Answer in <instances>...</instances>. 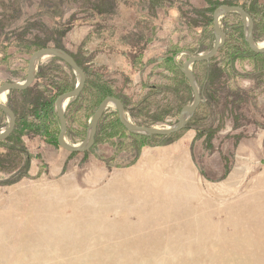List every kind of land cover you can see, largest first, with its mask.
<instances>
[{"label":"rangeland","instance_id":"1","mask_svg":"<svg viewBox=\"0 0 264 264\" xmlns=\"http://www.w3.org/2000/svg\"><path fill=\"white\" fill-rule=\"evenodd\" d=\"M221 5L243 8L264 43V0H0V86L22 83L31 54L59 39L89 83L67 143L84 141L101 93L134 125L172 127L193 100L178 71L212 48ZM219 24L214 68L191 67L204 101L168 137L130 135L109 107L86 152L59 148L54 100L78 76L54 58L5 95L48 136L20 125L0 141V264H264V55H247L238 14Z\"/></svg>","mask_w":264,"mask_h":264},{"label":"water","instance_id":"2","mask_svg":"<svg viewBox=\"0 0 264 264\" xmlns=\"http://www.w3.org/2000/svg\"><path fill=\"white\" fill-rule=\"evenodd\" d=\"M230 13H236L240 16L244 34V41L248 46L249 50L254 54L264 55V45L260 47L254 43L252 33L253 23L248 14L242 8L237 6L221 5L217 7L212 14V31L214 37L212 48L207 53L188 57V59L182 64L181 71L191 90L193 100L189 105L184 106L180 110L177 122L172 127L161 129L156 127H144L134 125L126 118L123 104L116 98L109 97L104 99L99 104L92 118L90 119L89 126L87 129V135L84 141L79 145H70L69 143H67L65 139V133L67 129L65 110L72 100H75L80 96L83 91L86 80L83 71L74 61V59L66 52L57 48H43L33 52L27 62L25 80L22 83L2 84L0 86V95H7L10 92H23L27 90L29 87H31L35 80L37 63L44 58H54L64 63L78 76V82L75 85L74 89L59 95L54 102V111L59 123V132L56 139V143L59 148L68 153L86 152L90 147L93 146L97 124L103 116V113L109 107H113L115 109L120 125L128 133L147 137H168L174 133L181 131L186 126L189 118L194 114L197 107L203 102L191 67L195 64L209 62L217 55L218 51L224 46L225 34L220 28L219 20L224 15ZM0 111L6 117L8 123L6 129L0 132V141H4L11 135L14 130L15 115L13 111L3 102H0Z\"/></svg>","mask_w":264,"mask_h":264},{"label":"trees","instance_id":"3","mask_svg":"<svg viewBox=\"0 0 264 264\" xmlns=\"http://www.w3.org/2000/svg\"><path fill=\"white\" fill-rule=\"evenodd\" d=\"M118 4H120V3H118ZM117 8H118V6H117ZM241 8V7H240ZM54 9H56V7H54ZM243 9V8H242ZM244 10V9H243ZM245 11V10H244ZM16 13H18V15L20 14V12L18 11V9H14V14L16 15ZM17 16V15H16ZM10 17H11V15H10ZM9 17V18H10ZM12 17L14 18V16H13V14H12ZM72 21H73V19H72ZM75 22H80V23H84V20H83V18H80V19H76L73 23H75ZM211 23H212V21H211ZM253 33V32H252ZM20 37H21V35H20ZM253 39H254V36H253ZM54 42H57V44L56 43H54ZM54 42L53 41H51V43H52V46H50V48H59V42H60V40L59 39H56V41L54 40ZM244 43H245V41H244ZM245 45H246V43H245ZM247 46V45H246ZM224 47V46H223ZM222 47V48H223ZM43 48H49V47H46V46H43V47H41L40 49H43ZM221 48V49H222ZM247 48H248V46H247ZM40 49H38V50H40ZM220 49V50H221ZM249 49V48H248ZM218 51V52H221V51ZM37 51V50H36ZM247 55H250V56H259L260 54H254V53H252L250 50L247 52ZM78 64V63H77ZM208 64V65H207ZM195 65H199V66H203V67H209V68H214V66H215V63L212 61V60H210L209 62H206V63H201V64H195ZM195 65H193V66H195ZM78 66L81 68V70L84 72V70H83V67H81L79 64H78ZM192 66V67H193ZM205 68V69H206ZM216 69H213V71H215ZM193 72V71H192ZM178 73H179V82L183 85V87L185 88H189V86H188V83H187V81H186V79H185V77L183 76V74H182V71H181V69H180V71H178ZM85 74V73H84ZM193 75H194V72H193ZM194 78H195V81H196V83H197V85H198V80H197V77H196V75H194ZM185 84V85H184ZM88 86H89V83H88V81H87V78H86V82H85V85H84V88H83V92H82V95L85 93V92H87V88H88ZM199 87V86H198ZM205 88V89H204ZM204 88H203V91H204V93L206 92L207 93V90H208V88H209V84H208V82H207V84H206V86H204ZM28 90V89H27ZM27 90H25V91H23L24 93H26L27 92ZM73 90V89H72ZM189 90H190V88H189ZM191 91V90H190ZM23 92H10V93H23ZM201 92V91H200ZM9 93V94H10ZM240 93H242L243 94V92L242 91H240ZM61 95V94H60ZM81 95V94H80ZM82 95L81 96H79L77 99H75V100H72L69 104H68V106L66 107V110H65V118H66V121H67V115H68V113L70 112L71 113V110L73 109V106L75 105V104H77L80 100H81V98H82ZM59 96V95H58ZM57 96V97H58ZM106 95H104L103 93H101V94H99L98 96H97V98H96V100H98V99H100V100H98V105H97V107L99 106V104L104 100V99H106V98H109V97H105ZM201 96H202V93H201ZM56 97V98H57ZM56 98H55V100H56ZM114 98V97H113ZM55 100H54V102H55ZM117 100H119V99H117ZM202 100H203V96H202ZM120 101V100H119ZM204 101V100H203ZM121 102V101H120ZM82 103V102H81ZM122 103V102H121ZM203 103V102H202ZM43 104H44V102L40 105V106H42V107H40L39 109H42V108H47V114H49V109H50V107H49V104H48V107H47V104H45L44 105V107H43ZM80 106H81V104H80ZM124 106V105H123ZM12 111H13V113H14V115H15V111L13 110V108H11L10 106H8ZM199 107V106H198ZM183 108V107H182ZM181 108V109H182ZM97 109V108H96ZM124 110H125V107H124ZM197 110V109H196ZM96 111V110H95ZM94 111V112H95ZM94 114V113H93ZM93 116V115H92ZM117 116V115H116ZM234 117V119L233 120H235L236 121V123H238L237 122V119H238V117H236V116H233ZM116 119H117V123H118V125L120 126V127H122L121 125H120V123H119V121H118V118L116 117ZM57 123H58V121H57ZM28 123L26 122V123H19V119H16V117H15V126H14V130L13 131H15V129H16V127L17 126H20L21 125V130H25V129H28L29 127H32L33 129L35 128V129H38V132H39V134H40V136H48V131H47V125H41V126H39V125H33V124H30V126L29 125H27ZM59 124V123H58ZM123 128V127H122ZM124 129V128H123ZM125 130V129H124ZM13 133V132H12ZM11 133V134H12ZM97 133V132H96ZM130 134V133H129ZM57 135H58V132H57ZM130 135H134V134H130ZM95 136H96V134H95ZM134 136H137V137H139V138H145V139H150V138H152V137H147V136H141V135H134ZM95 138V137H94ZM163 138V137H162ZM56 139H57V136H55V141H56Z\"/></svg>","mask_w":264,"mask_h":264},{"label":"bare ground","instance_id":"4","mask_svg":"<svg viewBox=\"0 0 264 264\" xmlns=\"http://www.w3.org/2000/svg\"><path fill=\"white\" fill-rule=\"evenodd\" d=\"M264 43L260 44L259 46L262 47ZM5 100V95H0V102H4Z\"/></svg>","mask_w":264,"mask_h":264}]
</instances>
